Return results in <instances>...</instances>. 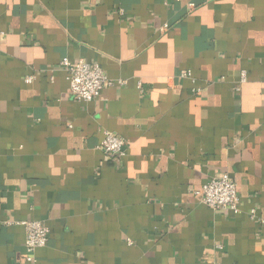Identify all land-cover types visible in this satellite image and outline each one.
<instances>
[{
  "label": "crops",
  "instance_id": "0c3cea01",
  "mask_svg": "<svg viewBox=\"0 0 264 264\" xmlns=\"http://www.w3.org/2000/svg\"><path fill=\"white\" fill-rule=\"evenodd\" d=\"M81 58L116 82L89 102ZM223 174L238 214L195 194ZM27 220L37 264H264V0H0V264Z\"/></svg>",
  "mask_w": 264,
  "mask_h": 264
},
{
  "label": "built area",
  "instance_id": "2783aa9c",
  "mask_svg": "<svg viewBox=\"0 0 264 264\" xmlns=\"http://www.w3.org/2000/svg\"><path fill=\"white\" fill-rule=\"evenodd\" d=\"M190 6H194L191 3ZM67 70L70 93L80 101L89 102L96 98L101 91L110 85H114L115 80L111 79L98 63H90L85 59L70 61L64 59L61 62ZM182 78H192L190 70H183L180 73ZM33 77L27 78L31 82ZM248 81V72L242 70L239 85L236 90L241 89V85ZM120 84L125 81L119 82ZM99 148L103 150L108 158L117 161L126 154L127 140L111 131H104V136ZM200 202L216 211L240 212V194L237 183L228 174L213 177L205 182L201 188L195 191ZM256 209L251 210V217L256 218ZM26 230L24 243L25 260L31 264H37V250L45 247L49 242L50 228L40 220H27L20 222Z\"/></svg>",
  "mask_w": 264,
  "mask_h": 264
}]
</instances>
